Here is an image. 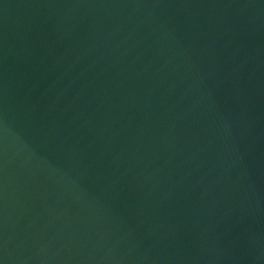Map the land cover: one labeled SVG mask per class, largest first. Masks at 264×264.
<instances>
[{"label": "water", "instance_id": "obj_1", "mask_svg": "<svg viewBox=\"0 0 264 264\" xmlns=\"http://www.w3.org/2000/svg\"><path fill=\"white\" fill-rule=\"evenodd\" d=\"M2 264H264V0H0Z\"/></svg>", "mask_w": 264, "mask_h": 264}, {"label": "snow or ice", "instance_id": "obj_2", "mask_svg": "<svg viewBox=\"0 0 264 264\" xmlns=\"http://www.w3.org/2000/svg\"><path fill=\"white\" fill-rule=\"evenodd\" d=\"M0 264H2V261H0Z\"/></svg>", "mask_w": 264, "mask_h": 264}]
</instances>
